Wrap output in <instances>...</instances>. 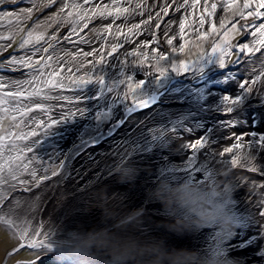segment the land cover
Here are the masks:
<instances>
[{
	"label": "bare ground",
	"instance_id": "bare-ground-1",
	"mask_svg": "<svg viewBox=\"0 0 264 264\" xmlns=\"http://www.w3.org/2000/svg\"><path fill=\"white\" fill-rule=\"evenodd\" d=\"M25 2L27 3V1L24 0V7L26 6ZM120 3L122 6L130 3L134 7L137 0H120ZM201 3H203V0H201ZM147 4L152 7L145 10L143 16L130 15V26H124L123 21L119 20L117 27L123 28L127 32V29L133 24L142 22L149 11L153 14L158 11L163 6V0H147ZM139 11V9L136 10L137 13ZM184 15L183 11L173 12L171 9L168 14V16H172L174 22H179ZM197 15H199V12H197ZM217 15H220L219 9ZM99 20L96 26L101 24L106 26L112 20V17ZM261 22L264 21H256V23ZM242 23L250 25L253 21L245 20ZM204 29L207 32L211 30L208 24L205 25ZM178 32L179 30L174 33L178 34ZM100 33L95 27L93 33H88L91 37L87 40V45L79 40V46L83 47L85 52L94 50L100 52L104 37V34L101 35ZM151 35V33L145 31L137 42L125 41L123 46L120 47V54L125 55L126 50L128 52L135 50L140 46V42L150 40ZM193 36L195 34L188 37ZM0 37H3V35L0 34ZM122 39L123 37H120V40ZM240 39V43L254 44L255 42V38L247 34H242ZM176 41H179V39ZM56 46L59 48L60 44ZM152 47H156V45ZM164 47L167 48V45L165 44ZM68 50H72V52H68ZM143 51H148L152 55L150 49H143ZM77 53L79 52L66 48L64 54L60 53L59 55L56 53L53 55L54 61L55 57L60 56L69 64L79 65L83 62L84 67L76 73H88L90 63L96 61L88 56L85 57L87 60L85 61V58L80 54L77 55L75 61H72L73 55ZM122 58L123 56H120L116 60L117 62H112L108 71H106L107 76L110 74L116 76L119 70L123 68ZM124 58L128 61H135L136 59L126 55ZM240 58L239 63L232 68L230 73L221 74L219 68L206 72L210 78L215 80H224L227 75L235 76V80H230L227 84H219L220 86L216 90H213L208 84L205 87L197 88L203 86V81L198 80V76L194 77V82L191 85H180L178 87L180 93L176 97L187 103L185 107L181 108L179 104L177 106L180 108L166 107L165 104L170 101L166 93L156 96V105L140 109L129 117L124 116V111H121L122 106H119L114 110V116L111 120L102 125L103 130L92 137H87L84 134V126L91 123L89 120L92 117L96 119L95 114L106 111L107 105H111L113 99L117 96L122 97L124 95L123 87L117 88L113 93H106L99 101L88 99L86 96L84 99H78L77 97L83 95V93L65 80L64 83L69 87L51 92V98L37 97L33 98L32 101L25 100L24 103H32L34 108L36 104L50 106L48 113L39 110L29 113V116L35 117L37 121H47L49 116L53 119L60 118L63 120V115H67L69 109L75 112L76 115L50 129L38 130L39 134L30 138L29 141L19 142L31 143L32 140H37L40 143L44 134H51L58 139L55 142L54 153L42 156V149L36 147L33 148V153L29 155L35 154L38 159L34 166L45 170L38 172L40 176H50L53 171L49 167L59 164V162L63 167H60L61 170L56 172L57 175L50 176L49 182L46 181L45 184L52 189L46 190L42 182L29 192L17 191L13 193V196L22 200L21 207L17 211L22 217L29 219L34 228L39 227L41 232L47 233V236L52 238L55 245L53 249L61 244L69 230L106 229L110 232H119L122 235H133L141 240H164L170 248L171 246L187 247L190 250L197 251L206 261V264H216L217 260L221 261L222 264H264V256L258 254L264 250V217L259 215V210L264 209V187H261V185H264V152L256 153L253 161L260 171L251 172L247 167L229 166L226 161L233 154L209 159V149L205 148L197 154V164L207 161L215 169L211 177H208L206 182H195L176 177L186 175L183 169L184 165L188 163V157L191 155V150H182L183 146L187 143H194L197 137L202 134L204 127H209L210 132L211 129H215L210 133L212 137L211 151L213 153L231 146L233 140L230 137L233 133L244 134L245 142H247L251 133L264 135V87L261 84L258 83L255 86L254 94H250L244 102L242 111L234 112L229 117L223 111L217 112L215 110L216 105L220 104L219 97L223 95L235 97L241 92L238 86L241 82L254 78L257 73L264 74V62L257 59V56H248L241 53ZM129 70L137 72L140 71V68L132 66ZM25 76H15V80L0 75V81H26ZM28 76L32 75L29 74ZM204 79H207V77ZM25 86L30 91L32 90L31 85L26 84ZM208 87L212 92V96L208 101L212 105V110H197L203 100L207 99L206 95H204L203 100L200 99L199 94L206 93ZM87 90L84 93H87ZM0 94L2 95V92ZM58 96L69 99L57 100L56 97ZM161 97H164L163 100H161ZM226 106L223 105L222 107ZM78 108L85 109L84 115L77 112ZM15 115L19 119H24V117H19L18 113ZM253 116L256 117L255 123H252ZM0 117H2L1 114ZM121 117H124L125 123L115 129L111 135H105L97 144L88 143L102 132L106 133ZM229 118L238 120L240 123L235 128L224 127ZM178 121H184L189 127L194 124L196 130L191 133L182 129L173 132V124ZM243 121L248 122L243 123ZM21 128L23 129V125H21ZM15 129L12 128L11 130L15 132ZM161 133L163 134L161 135ZM154 136L159 138L153 140L152 137ZM146 146L147 150H145ZM69 148L72 149L71 152L60 161L61 157L57 155L64 154ZM252 152L253 149L249 147L246 153L241 150L240 154L243 157L245 154H251ZM242 163L246 162L242 159ZM129 166H134L138 170V175L133 182L121 183L116 170ZM164 167L175 170L173 174L176 176H173L172 179H164L168 183L178 185L187 182L212 191L216 190L218 180L227 170L234 182L233 210L238 217L243 218L240 220L241 226L235 234L227 241L220 242L217 241L211 230L201 231L194 236L178 238L160 227V223L164 220L160 212V206L147 201L145 194L148 189L155 187V184L160 181H157L156 177L159 170ZM193 175L197 179H204L201 173H193ZM37 192L44 195V201L50 194H56L57 200L53 203L45 201L44 204H41L38 201L40 195L37 196ZM63 203H67V205H62ZM137 212L143 213L142 222L133 226L135 225L133 216ZM0 224L5 228H9L10 234L19 239L20 245L16 249L23 247L22 243L27 246V243L21 239L18 228L10 227L8 224L4 225L2 222ZM125 224L128 225L127 232H124L122 228V225ZM248 240H251L252 243L241 246L242 242ZM217 248L222 249V251L217 253ZM39 251L49 254L48 249H40Z\"/></svg>",
	"mask_w": 264,
	"mask_h": 264
},
{
	"label": "snow or ice",
	"instance_id": "snow-or-ice-1",
	"mask_svg": "<svg viewBox=\"0 0 264 264\" xmlns=\"http://www.w3.org/2000/svg\"><path fill=\"white\" fill-rule=\"evenodd\" d=\"M53 5H58V11L55 15H51L44 22H37L36 27H45L51 24H69L71 25V30L66 33L64 37L60 39L72 40L73 36H80V33L87 29L89 23L93 19H108L112 17V20L108 25L104 26L101 35L108 34L112 35V28L115 20L124 17L127 19L128 15L138 14L143 16L145 10L150 9L152 6L147 4V0H137V3L133 7L130 3L121 5L120 0H113V2L108 3L104 0H42L40 5H34L35 7H52ZM140 11L137 13L136 10ZM173 12L183 11L185 15L178 22V34H171V22H167V26L161 28V24L165 23L162 20V16H167L169 10ZM218 9L220 15H217ZM26 18H30L33 12V8H28L21 10ZM199 12V15H197ZM11 16L12 13H7ZM191 17V19H190ZM19 19V17H17ZM251 19L252 24H245L242 21ZM155 21V22H154ZM256 21H264V0H163V6L160 7L158 11L154 14L149 11L147 17L140 23L133 24L127 29V32L123 28L117 27L116 38L119 40L123 37L119 43L113 44L111 51L106 54H100L99 50H94L91 52H83L84 56L98 57L97 61L90 63L89 72L84 75H65V73H75L79 72L82 67H84L83 62L76 65L72 64L69 66V62L64 61L63 57H54L49 49H54L51 41H56L58 36L53 33L48 39H45L46 33L40 32L35 33V29L27 33L28 39L24 40L23 46L29 44H39L41 41L45 42L44 47L34 48L32 53L27 55V58H13L8 61L10 65H17L20 67H27L32 69V78L27 81H0V112L5 114V119H9L11 124L10 128L0 127V131L3 132L0 135V222L8 224L12 227H16L19 230V235L22 240L27 241V247L31 249H50L53 244L52 241L47 239V233H43L39 230V227H33L29 219L22 217L17 211L22 204V200L13 196V193L17 191L29 192L32 188L38 186L45 179H49L50 176L57 175L56 172H51L50 176H40L38 172L45 171L43 168H36L34 165L37 163V157L33 153V148L39 141L32 140L31 143H19L29 141L30 138L36 137L41 129L52 128L55 125L62 123L64 120L70 119L72 116L76 115L69 109L67 115H63V120L60 118L53 119L49 116L47 121L40 120L37 121L35 117H30L29 113L39 110L44 113H48L50 106H45L43 104H36L35 108L32 103H23L25 100L32 101L33 98L43 97L45 99L51 98L50 93L58 90H64L69 87L64 83L68 80L70 84L75 85L83 95L77 97L78 99H84L85 96L88 99L95 98L100 100L104 97L106 93H113L116 90V84H125L126 81L120 80L119 77H115V74L108 76L109 81L112 83H106L105 81V69H98L97 64H106L107 56H112L120 47L123 46L125 41H129V37H136L142 35L145 31L152 34V39L140 42V46L135 50L128 52L126 50L125 55L135 57V61L125 60L122 63L131 68L132 66L143 68L150 66L154 71L147 74L155 76L154 79L150 81V85L153 90L151 92L146 91V85L141 80L136 82L134 85L128 83L129 92H125L122 97L117 96L112 100L111 105H107L108 111L102 113L104 118H107L112 111L113 106L116 105L117 100L123 103L128 99L129 94L133 97V103L131 105L124 104V116L129 117L133 113L140 109L149 108L150 106L156 105V96L152 95L153 91H156L157 86L165 79L170 76V73H174L177 76L182 75L191 71L193 76H198V80L203 81V86L205 87L209 81H215L213 85L227 84L230 80H235L234 75L225 76L224 80H215L210 78L206 71L205 65H212L220 69L226 67V57H230L232 54V49H236L239 53L246 54L248 56H257V59L264 62V22L256 23ZM208 24L211 28L212 34L221 37L220 40L215 41L211 48V55L201 54L195 63H186L183 59L177 60L170 56L169 50L173 54H179L184 51L185 44H174V41L179 39L180 41L185 40L186 33L191 31L195 34L194 38L201 40H206L209 33L206 31H201L204 29L205 24ZM147 26V27H145ZM230 26V27H229ZM235 30V31H233ZM159 32V35H157ZM245 33L247 35L255 38L254 44L249 43H239L233 45L230 41L231 38L237 33ZM0 39L9 40L11 37L3 36ZM80 40L88 43L84 37H80ZM79 42V41H73ZM168 47L165 48L164 45ZM156 45V47H152ZM143 49H150L152 55L149 56L148 51H143ZM42 55L33 60V56L37 53ZM47 53V55H43ZM77 53L73 55L72 61H75ZM259 54V55H257ZM43 61V63H41ZM54 61V62H53ZM239 63V59L237 60ZM58 65V66H54ZM48 70V71H46ZM158 74V76H156ZM123 75V73H122ZM207 77V79H204ZM187 79V77H185ZM133 80L132 75H128L127 81ZM261 84L264 87V74L257 73L254 78H250L246 82H241L238 86L241 92L235 97H230L228 95H223L219 97L220 104L216 105V111H223L225 114L231 115L234 112L242 111V106L244 102L249 98L250 94H254V89L257 84ZM37 85L31 91L25 85ZM247 84V86H246ZM93 87L89 88L88 86ZM87 88V93H84V89ZM139 90V91H137ZM99 93V95H96ZM183 95V93H181ZM204 95L207 96L206 100H203ZM200 99L203 103L200 104V108L197 110H212V105L208 103L212 96L210 87L207 88L206 93L199 94ZM164 97H161L163 100ZM57 100L65 99L67 97H56ZM71 102V101H69ZM215 103V101H213ZM227 105L226 107H222ZM77 112L80 115H84L85 109L78 108ZM19 117H24V119H19ZM195 119V118H194ZM248 121H243L247 123ZM256 122V117H252V123ZM125 123L124 117H121L119 121L115 122L111 128L107 130L106 133L102 132L100 135L95 136L89 144L99 143L105 135H111L112 132L121 127ZM240 121L233 120L229 118L224 127L235 128ZM23 125V129L21 128ZM20 129L19 132H13L11 129ZM26 129V130H25ZM178 129H182L186 132H193L196 130V126L193 124L191 127L187 126L184 121H178L173 124L172 131L177 132ZM215 129H211V132ZM209 131V127H204L202 134L197 137L194 143H187L183 146L182 150H191V155L188 157V163L184 165V171L186 175L176 176L173 173L174 169H169L167 167L161 168L157 174L156 180L161 179H172L173 176L182 179H188L195 182H206L208 177H211L215 169L209 165L207 161L197 164L198 153L208 148L209 159H215L219 156H224L226 154H233L230 156L226 163L231 167H247L251 172H259L260 169L253 163L256 153L264 152V135H259L257 133H251L247 142H245L244 134L233 133L231 139L233 144L222 149L220 152L213 153L211 151L212 137ZM163 133H161L162 135ZM159 137H152L153 140ZM252 148L253 152L251 154H245L243 157L240 152L243 150L246 153L248 148ZM147 150V146L145 148ZM245 161L246 163H242ZM123 162V161H122ZM63 167V165H59ZM193 173H201L204 177L203 180L197 179ZM264 187V185H261ZM9 197L12 200L9 201ZM7 202V205H6ZM259 215L264 217V209L259 210ZM240 220L242 217H238ZM252 241L242 242L241 246H247L251 244ZM171 248L182 249L187 247H176L171 246ZM188 249V248H187ZM222 249L217 248L216 252H221ZM264 256V250L258 253Z\"/></svg>",
	"mask_w": 264,
	"mask_h": 264
},
{
	"label": "clouds",
	"instance_id": "clouds-1",
	"mask_svg": "<svg viewBox=\"0 0 264 264\" xmlns=\"http://www.w3.org/2000/svg\"><path fill=\"white\" fill-rule=\"evenodd\" d=\"M116 174L121 183H130L138 170L129 166L116 170ZM145 195L147 201L160 206L164 220L159 226L178 238L211 230L217 241L223 242L241 226L233 210L234 182L227 170L215 191L187 182L173 185L161 179ZM142 216V212L134 214L133 226L142 222ZM122 228L127 232L128 225ZM50 254L52 264H206L197 251L170 248L164 240H141L106 229L69 230ZM216 264L222 262L217 260Z\"/></svg>",
	"mask_w": 264,
	"mask_h": 264
},
{
	"label": "rangeland",
	"instance_id": "rangeland-1",
	"mask_svg": "<svg viewBox=\"0 0 264 264\" xmlns=\"http://www.w3.org/2000/svg\"><path fill=\"white\" fill-rule=\"evenodd\" d=\"M1 1L2 0H0V2ZM3 1H4L5 5L1 7L0 13L2 11H4L3 14H5L6 18L8 19V22L6 24H4V26H6L5 29L7 31L11 30L12 32L18 31L20 33V35H19L20 48H21L23 41L28 39L27 33L33 29H35L34 34L40 33V32H45L46 33V36H45L46 40L53 33H56L60 39V37H64L66 35V32H69L71 30V25H69V24H51V25H46L45 27H39V28L36 27V24L38 21L44 22L48 19L49 16L55 15V13L58 11V5H56V6L53 5L52 7H35L34 5H40L42 3V0H25V1H27V3L25 2L26 6L24 7V5H23L24 0H3ZM106 2L111 3V2H113V0H108ZM6 5H7V8H4ZM30 7L33 8L32 15L30 18H26V16L24 15V13L21 10L28 9ZM7 13H12V15L8 16ZM128 16L130 17V15H128ZM17 17H19V19H17ZM23 17H24V19H23ZM94 20H97L98 22L100 21L99 19H94ZM249 20H251V19H248L247 21H249ZM3 21H5V20H3ZM90 24H89L88 28L90 27ZM94 25L95 24H93V26ZM104 26L105 25H103V24L98 25V26H96V29L99 32H102ZM128 26H130V25H128ZM84 30H86V29H84ZM116 30H117V28L113 29L112 35L105 36V38L103 39V43H102L103 47H101V51L99 52L100 54H106L107 52L111 51L113 44L120 42V39L118 40L116 38ZM201 31H206V30L202 29ZM233 31H235V30H233ZM88 33H92V31H88ZM208 33H209L208 38L206 40H201L198 38H194V36L188 37L189 35L194 34V33H192L191 31L187 32L186 37H185V40L187 41V43H185V41H180V40L174 41V44H176V45H179L182 43L185 44L184 51L182 53H179V54H173L169 50L168 54L170 56H172L174 59H177V60L183 59L186 63H195L197 61V59L201 56L202 53L205 55H211V48H212L213 43L215 41L220 40L221 37L216 36L215 34H212L211 30ZM242 34H245V33L237 32L231 38L230 42L233 45L239 44L241 42L240 36ZM6 35L9 37L11 36V34H9V33ZM140 38H141V35L137 36V38L133 37V39H129V40H131L132 43H135ZM10 40H13V36H11V39H9L8 41H10ZM51 43L53 44V41H51ZM44 44H45V42L41 41L39 44H37V46L40 47L41 45H44ZM125 45H127V44L125 43ZM5 46H7L9 49H11V47H12V45L9 43L5 44ZM53 46H54V49H51V50L49 49L50 52L53 55L56 53L59 54V51H57L56 53L54 52L56 50L55 44H53ZM9 49H7L6 51H9ZM73 50L81 53L80 55H82L84 58L86 57L82 54L85 51H84L83 47L79 46V42H75V46L73 47ZM68 52H72V50H68ZM120 53H121V50L119 48L115 53L112 54V56L106 57V59H107L106 64H99L98 63L97 68L98 69H105L106 71H108V69H109V67L113 61L117 62L116 60H118L120 58V56H125V55H121ZM41 55L42 54L36 55L35 59H38ZM43 55L46 56L47 54H43ZM149 56L151 57L150 54H149ZM0 57H1V54H0ZM16 57L17 58H21V57L25 58L23 55L16 56ZM16 57H14V58H16ZM88 57L93 58V61H97V58H98V57H93V56H88ZM240 57H241V53H239L236 49H232V54L230 55V57H226V67L224 69L219 68L220 73L221 74L230 73L232 71V68L235 67V65H237V60L241 59ZM35 59H33V60H35ZM85 61H87L86 58H85ZM123 61H125V60H122L121 63ZM71 65L72 64H69V66H71ZM54 66H58V65L54 64ZM1 68H3V65H1ZM4 68H5L4 70H7V74H9L8 79H15L16 80L15 76H18L19 75L18 73H20V75H23V74L26 75L25 76L26 78L29 75L28 70H26L27 72H25V69L27 67H19L18 68L16 65H12V67H10V68H7V67H4ZM215 68H218V67H215L212 65H205V71L206 72H208L212 69H215ZM152 71H154V70H152L150 68V66H146V67L140 68V71L135 72V71L129 70V68L123 64V68L121 70H119V72L116 74V76H114V79H115V77H119L120 80H124V81H126V83L125 84L117 83L116 89L123 87L124 93L129 92V88L127 86L128 83H131L134 85L136 82L142 80L146 85V91L151 92L153 90V88L150 85V81L152 79H154L155 76L149 75L147 73L152 72ZM122 73H123V75H122ZM66 75L80 76V75H84V74H77L75 72V73H66ZM128 75L133 76V80L130 82L127 81ZM156 76H158V74H156ZM185 77H187V79H185ZM193 80H194V76H193V73L191 71H189L187 73H183L180 76H177L174 73H170V76L167 79H165L163 81V83H161L157 86L156 91H153L152 95L157 96L159 94L166 93L167 97L170 99L169 103L165 104L166 107L167 106L179 107V106H177V104H179L181 106V108L185 107L187 105V103L181 99L179 100L176 97V95L180 93V90L178 89V87L180 85L189 86L194 82ZM66 81H68V80H66ZM105 81H106V83H112L113 82V81L108 80V76L106 73H105ZM214 83L215 82H213V81H209L208 85L211 86L213 90H216L220 85H213ZM88 87L91 88L93 86L89 85ZM84 90H87V88H85ZM137 91H139V90H137ZM96 95H99V93H96ZM93 99H95V98H93ZM24 102L25 101H23V103ZM132 103H133V97L131 94H129L127 100H125L123 103L118 101L116 103V105L113 106L112 111L107 118H104L101 114L108 111V107L106 108V111L95 114L96 119H93V117H92L89 120V121H91V123L86 124L84 126V128H83L84 134L87 137H92L93 135L100 133L103 130L102 125L107 124L111 120V118L114 116V110H116L119 106H122L121 111L125 112L124 104L131 105ZM0 114L5 116V114L3 112H0ZM0 127L10 128L11 124L9 122V119H3L2 120L0 118ZM48 129H50V128H48ZM19 131H20L19 129H15V132H19ZM2 134H3V132L0 131V135H2ZM56 141H58V139L55 138L54 136H52L51 134H44L43 138L41 139V142L37 143L34 148L38 147V148L42 149V152H43L42 156H47L49 153H54ZM71 150L72 149L69 148L64 152V154L57 155L58 157H61L60 161H62L65 157H67L68 154L71 152ZM60 164H61V162H59V164H54L53 166H50L49 169H51L54 172H57V171L61 170V168L59 167ZM50 179L51 178L43 180V184L46 185L45 184L46 181L49 182ZM53 196H57V195L56 194L55 195L50 194L46 198L45 201L51 202ZM43 199H44V195L40 194L39 200L41 201V204L45 203V201ZM63 204L67 205V203H63ZM6 205H7V203H6ZM8 230H9V228H5L2 224H0V264H52V255H49V254L51 253V249H53V247H55V245H54V242H53L51 237H49V236L46 237L47 239H49L50 241L53 242L50 249H48L49 254H47L43 251H39L40 249H31L27 246H24L23 243H22L23 247L16 249V247H18L20 245L19 239H16L15 237H13L12 234H10V232ZM24 241L27 243L26 240H24ZM25 261H27L29 263H25Z\"/></svg>",
	"mask_w": 264,
	"mask_h": 264
},
{
	"label": "flooded vegetation",
	"instance_id": "flooded-vegetation-1",
	"mask_svg": "<svg viewBox=\"0 0 264 264\" xmlns=\"http://www.w3.org/2000/svg\"><path fill=\"white\" fill-rule=\"evenodd\" d=\"M4 5H5V3L2 0L0 2V9ZM4 8H7V5ZM3 13H4V11H2L0 13V34H2L3 36H7L6 34L9 33V34H11V36H13V40H10V41H8V40L5 41L4 39H1L0 40V54H1V57H0V75L6 76L8 74L6 73L7 70H4L5 69L4 67H7V68L12 67V65H10L8 63L9 60L13 59L16 56H20V55H23L25 58H27V55L29 53H32V51H33L34 48L44 47L45 44L44 45H41L40 47L37 46V44H29L28 46H23V47L21 46V48H20V42H19V35H20V33L18 31L12 32L11 30L7 31L5 29L6 26H4V24H6L8 22V19L6 18V15L3 14ZM3 20H5V21H3ZM7 43H9V44L12 45L11 49H9L7 46H5V44H7ZM7 49H9V51H6ZM38 54H41V53L37 52L33 56V59H35L36 55H38ZM44 54H47V53H44ZM1 65H3V68H1ZM17 67L19 68L20 66H17ZM26 70H28V74L34 75V73H32V69L26 68L25 69V72H27ZM46 71H48V70H46ZM18 74H19L18 76H22V75H20V73H18ZM30 78H32V76H28L27 77V80L30 79ZM31 86H32V89H33L37 85L34 84V85H31ZM0 118L3 120V119H5V116L2 115V117H0Z\"/></svg>",
	"mask_w": 264,
	"mask_h": 264
},
{
	"label": "water",
	"instance_id": "water-1",
	"mask_svg": "<svg viewBox=\"0 0 264 264\" xmlns=\"http://www.w3.org/2000/svg\"><path fill=\"white\" fill-rule=\"evenodd\" d=\"M49 188L52 189L49 185H45V189H46V190H48ZM40 194H42V193H41V192H37V196L40 195ZM10 200H12L11 197H9V201H10ZM56 200H57V196H53V197H52V200H51V203L55 202ZM38 201L41 203L40 200H38ZM62 205H64V204H62Z\"/></svg>",
	"mask_w": 264,
	"mask_h": 264
}]
</instances>
